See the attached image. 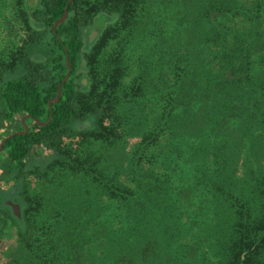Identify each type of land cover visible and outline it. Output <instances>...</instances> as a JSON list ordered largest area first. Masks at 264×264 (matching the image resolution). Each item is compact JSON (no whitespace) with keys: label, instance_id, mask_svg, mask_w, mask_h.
I'll list each match as a JSON object with an SVG mask.
<instances>
[{"label":"trees","instance_id":"obj_1","mask_svg":"<svg viewBox=\"0 0 264 264\" xmlns=\"http://www.w3.org/2000/svg\"><path fill=\"white\" fill-rule=\"evenodd\" d=\"M68 1L20 0L27 27L49 39H35V62L18 60L0 73V123L18 118L20 128L24 117L30 124L2 137L0 165V182L11 181L7 194L18 197L20 218L10 216L25 247L48 264H202L206 255L216 264H264V0L161 1L174 5L178 51L170 56L174 94L168 85L159 95L164 108L152 118L140 114L150 131L108 108L110 89L99 108H88L93 89L76 69L81 51L98 54L104 39L145 17L148 0ZM66 62L69 77L50 102ZM130 135L141 138L127 160ZM74 137L87 139L77 155L62 147ZM152 144L158 172L139 163ZM34 147L49 155L28 158ZM121 174L132 189L119 183ZM30 179L40 189L63 182L66 190L55 194L59 202L45 200ZM103 197L114 203L98 205ZM38 224L43 243L32 230Z\"/></svg>","mask_w":264,"mask_h":264},{"label":"rangeland","instance_id":"obj_2","mask_svg":"<svg viewBox=\"0 0 264 264\" xmlns=\"http://www.w3.org/2000/svg\"><path fill=\"white\" fill-rule=\"evenodd\" d=\"M161 1L148 0L146 16L142 17L137 24L131 25V27L117 33L115 36L113 35L108 39H104L98 54L95 48H92L90 51H81L80 59L83 60V63L79 65V68H76L79 73L78 76L88 79V84L93 89L92 93L84 99L88 108H99L97 101L101 98L105 89H110V104L108 103V108L121 112L124 111L126 115H133L134 119L132 121L134 126L136 128H143L142 130L146 131L148 127L143 121H140V114H147L152 118V116L154 117L164 108L159 95L168 85H171V88L167 89V92L170 91L174 94L172 86L175 79L173 66L175 65V60L172 62L170 56H176L178 51L176 39L177 23L174 18V5L172 2L165 3L167 1L165 0L161 3ZM236 1L239 2V0ZM22 11L23 7L20 0H0V73L3 72L2 69L4 67L12 66L18 60L29 62V64L35 62L36 60L32 53L35 52L33 50L34 43L37 39H39V43L41 44L46 43L49 39L47 33L34 31L30 27H27L25 15ZM36 55L38 56V54ZM13 74L14 72L11 71L9 74H4L3 76L10 80ZM107 78L109 79L108 86L106 84ZM81 81L82 84H86L85 79ZM137 95L139 97L135 98L134 96ZM83 96V94L80 95V98L82 99ZM121 100L123 102L131 100L133 103L123 106L119 103ZM263 100L264 95L260 96L259 99L260 103L264 106ZM17 121L18 118L14 119V122L11 123H0V140L11 132L20 131L21 129L23 131V127L28 129L30 126V124H24L23 120L22 123L20 122V128H18ZM155 122L153 120L151 122L152 125ZM148 129V131L151 130L150 128ZM131 133L136 134V129H132ZM140 138L139 135H130L124 138V148L122 150L127 156V160L131 159L129 156H132L133 153L131 152L139 143ZM86 140L74 137L72 139H62L61 141L62 147L74 150V153L77 155V152L82 150L83 143ZM157 140L158 144L162 142L160 136ZM92 146L97 149V144H92ZM158 148V146L153 144L144 148L143 155L139 160L140 165L146 164V169L158 172L160 170V150L158 151ZM35 155L48 156L49 152L44 147H34L28 158ZM3 160L4 154L0 152V165ZM126 164L127 161L122 162V172H126ZM1 173L0 170V176L2 175ZM30 182L31 186L29 188L32 193L44 195L45 200L51 197L56 202H59V200L54 198L55 194L66 190V186L64 185L65 187H63L62 185L63 182L56 189L54 188L55 186L40 189L33 180L30 179ZM119 183L128 189H132L133 187L124 178L123 174L119 175ZM0 187H2L0 189V200L3 199L5 201V198L10 199L7 191L13 187V183L11 181L7 183L0 182ZM62 197L64 198L65 195ZM17 198V196L12 197L13 200H17ZM103 199L99 200L97 204L114 203V201L107 200V198ZM54 200L52 201L54 202ZM115 204L119 205L116 202ZM2 205L4 206V203ZM10 215L11 212L8 206L0 207V264H48L46 261L41 263L44 257L40 259L35 258L32 247H25L18 234L19 227H17L16 221ZM92 221L97 222V219L94 218ZM40 226L38 224L32 230L35 236H37V242L43 243L45 239L43 235L44 231L39 232ZM40 256L38 255L37 257ZM29 257H31L30 260L28 259ZM205 257L206 259L202 264H216L217 259L215 257L209 255Z\"/></svg>","mask_w":264,"mask_h":264},{"label":"water","instance_id":"obj_3","mask_svg":"<svg viewBox=\"0 0 264 264\" xmlns=\"http://www.w3.org/2000/svg\"><path fill=\"white\" fill-rule=\"evenodd\" d=\"M70 0L68 1L67 5L69 4ZM66 15H67V7L64 8V12L62 14V16L53 24V27L61 24L64 19L66 18ZM97 33L95 31H91L88 35H87V41L89 43H91L93 41V39L96 37ZM66 67H67V71H66V74L64 75L61 83L57 86V89H56V95H55V98L53 100H51L50 102H57L58 98H59V88L61 87V84L64 83L68 76H69V73H70V68L67 64V62L65 63ZM84 85V83H83ZM48 108H49V104H48ZM50 118V116H49ZM48 118V119H49ZM24 120V117L20 118V122L22 123ZM27 132V128L26 127H23V131L21 133H26ZM4 140H2L0 142V152H1V148H2V144H3ZM4 205L5 206H8L9 209H10V212H11V215L16 218V219H19L20 218V207L18 204H13L11 203L10 201H7V202H4Z\"/></svg>","mask_w":264,"mask_h":264},{"label":"flooded vegetation","instance_id":"obj_4","mask_svg":"<svg viewBox=\"0 0 264 264\" xmlns=\"http://www.w3.org/2000/svg\"><path fill=\"white\" fill-rule=\"evenodd\" d=\"M6 136H8V135H6ZM6 136H5V137H6ZM4 139H5V138H4ZM1 141H2V139H1ZM12 196H13V192L10 191V199L5 198V201L2 200V204H3L4 202H7V201H10L11 203L16 204L15 201L12 200ZM4 206H5V205H4Z\"/></svg>","mask_w":264,"mask_h":264},{"label":"crops","instance_id":"obj_5","mask_svg":"<svg viewBox=\"0 0 264 264\" xmlns=\"http://www.w3.org/2000/svg\"><path fill=\"white\" fill-rule=\"evenodd\" d=\"M1 142V141H0ZM0 189H2V187H0Z\"/></svg>","mask_w":264,"mask_h":264}]
</instances>
